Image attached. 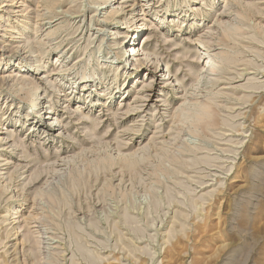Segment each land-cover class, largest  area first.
<instances>
[{
    "label": "rangeland",
    "instance_id": "obj_1",
    "mask_svg": "<svg viewBox=\"0 0 264 264\" xmlns=\"http://www.w3.org/2000/svg\"><path fill=\"white\" fill-rule=\"evenodd\" d=\"M123 1L135 10L132 24L143 29L135 47L148 49L161 64L138 74L136 58L122 62L132 76L124 84L121 75L120 89L107 101L98 93L116 82L115 64L104 59L115 56L108 31H117L119 20L106 26V11L95 14L90 0H60L56 12L66 19L53 38L62 37L67 59H57L61 39L39 45L48 43L35 30V13L43 8L37 0H14L21 7L11 19L16 33L3 38L0 59L14 57L5 75L10 81L19 76L24 53L9 55L7 48L37 49L43 71L26 76L39 84V93L47 92L41 102L49 101L44 110L52 113L31 129L21 112L29 108L41 116L32 113L29 100L18 108V97L6 88L0 98V115H11L5 128L16 131L19 141V147L5 144L8 130H0V264H264V0ZM81 5L84 11L74 14ZM161 6L174 10L172 18L162 16ZM0 7L2 17L6 9ZM21 16L32 18L25 30ZM233 26L238 34L221 38ZM220 53L232 60L222 63ZM62 60L68 70L53 75ZM202 65H208L207 77L197 84ZM162 66L169 83L158 80ZM93 69L101 85L90 84L87 91L73 84ZM138 81L154 91L143 85L138 90ZM208 98L216 125L194 133L175 114ZM94 99L99 105L89 113ZM123 101L126 106L118 107ZM84 113L88 118L81 120ZM6 186L11 189L4 193ZM42 189L53 191L55 201L37 197Z\"/></svg>",
    "mask_w": 264,
    "mask_h": 264
},
{
    "label": "bare ground",
    "instance_id": "obj_2",
    "mask_svg": "<svg viewBox=\"0 0 264 264\" xmlns=\"http://www.w3.org/2000/svg\"><path fill=\"white\" fill-rule=\"evenodd\" d=\"M236 1H238V0H236ZM59 2H60V0H37L38 7L40 9L41 8H43V9L41 11L38 10L35 13L36 16H35L34 19H36V23H35L36 24V28H35L36 34L38 35L40 32L41 33L43 32L41 35L40 34L39 35L41 37L44 36L45 40H48V43L40 42L39 43L40 47H43V45L45 46L47 44L48 45L50 44V46H52V42L53 41L59 40V39L62 38V37L53 38L58 33H60L61 30H62L60 28L58 29V23L61 21V19H66V13L65 12H60V13L56 12V10H57L56 7L59 4ZM17 3L15 4L14 0H0V4L2 5V8L6 9L5 10V14L6 15H4L2 17L0 16L1 17L0 18V53H2L4 51L3 43H5V42H3V38H6L7 34L9 32H13V30L10 29V28H13L12 26H10L13 23L11 21V19H12V17H16L15 16L16 13L19 12V11H16L15 8H17V7L20 8L21 7L20 5H17ZM90 4H93V6H96V8H94L95 14H98V12H100V11H106L105 14L108 15L106 17V19H105V22H104L106 26L109 24V22L114 23V21H116V20L117 21L119 20L118 22L121 23L120 24L121 26L116 28L117 31H115V30L108 31V34H110V38H109L107 44L110 45V46L112 44H113V46H116V48L114 49V51L116 52L115 56H112V57H109V58L107 57V58L104 59L107 62V64H108L107 66L112 67L115 64L114 71L116 72V74L114 75L113 80H116V82L113 83L114 85L110 89H106L105 91H101V92L98 93V96H100V97L105 96V97H107V101H109V100L113 99V94H114L113 92L115 91V89H117L116 87L118 86V84L120 82L119 77H121V75H122V77L124 78V84H127V82H129V79L132 76L133 71L130 68H128L127 65L123 66L122 62H124V61L127 62V60L130 59V58H132L131 60H134L136 58L137 59V64H139V65L137 67L136 66H134V67L136 69L135 73H138V74L141 72V70L143 68H149L148 70H150V72L153 73V71H156V69H158V66H160L161 63H160V61L158 59L155 60L156 58L155 59L151 58L152 55L149 53L148 49H145V48L137 49L139 47H135L136 39H137L139 33H141L143 31V29H141L139 27V25H137L135 23L132 24L133 23L132 21H134L136 19L135 17L134 18L132 17L135 14V10L134 9L127 10V8L129 6H125V3H124L123 0H90ZM79 8H80V11L76 12L74 14L81 13L82 11H84V10H81V8L82 9L84 8L83 5H81ZM28 9H29V7L27 8V10ZM159 9L164 12L162 16H164L165 18H169V19L172 18V17H170V16L173 15L172 12L174 11L172 8H170L169 6H161V7H159ZM181 14H182L181 15L182 18H187L188 17L187 14H185V15L183 13H181ZM239 14L242 16V13H239ZM63 15H64V18L63 17L61 18V16H63ZM21 17L25 18V21L23 22L22 26H20V28L22 30H25L27 24L30 25V22H31L32 18H31V16L28 17V18H26L25 16H21ZM77 17H80V16H76L75 18H77ZM144 21L145 22L146 21L149 22L146 19ZM184 22H185V19H183L182 23H184ZM123 25H126V26L128 25L127 28H131L130 32H121V31L127 29L126 26L124 28H121ZM78 29H80V28H78ZM239 31H240V29L238 27H236V26H233L232 28L224 29V35L221 38H224L225 40L226 39H230L234 35H237ZM13 33H16V32H13ZM98 33H100V32H98ZM17 35H18L17 39H23V35L24 34L21 31H18ZM70 35H73V34H70ZM144 37H146L144 45H147L149 43V40L152 38L151 33L149 32V33L143 34V38ZM89 39H91V37ZM121 39L123 40V44L120 47L119 46V43H120L119 40H121ZM36 40L40 41L39 37L36 38L34 41L30 42L29 47L32 46L35 43ZM125 40H128V41L124 45V41ZM111 41H112V44H111ZM103 42H104V39H103L102 43L100 44V46L98 47L99 48V52H101V50L103 49L102 48ZM16 43L17 42H15V44ZM63 44H64V40L61 39L59 44H57L56 47H55L56 48L55 52H57V55H56L57 59H59V58L63 59V60L67 59L66 54L63 53L62 50H60V48H61V46ZM219 44H220V42L218 43V45ZM139 45H140V43L138 44V46ZM25 49H22L20 46L11 45L10 48H7L6 51H5V53H7L9 55H11L13 53H18V52H20V53L24 52L23 53V57L18 62L19 69H20L19 72H18L19 76L17 75L15 77H13L11 81H10L11 76L5 75V70L8 69V66L10 67V64L12 63L14 57L8 56L7 59H0V66L2 65V68H0V98L2 97V94L4 93V89L6 88V89L11 91L13 94H15L18 97V98L13 100V102H15V100L19 101L18 108H20L19 106H21L23 104V102H25L24 101L25 99L29 100V102L31 104L30 107L32 108L31 109L32 113L37 110L35 112L36 115H39L41 117H40V119H37V117H35V116H33V114L29 113V111H28L29 108H28V110H26L24 112H21V113H24L26 115V119H27L26 122L24 123V126H25V124L29 123V127L31 129L32 128H34V129L36 128L37 129L39 127H42V125H44L45 123H47L46 121H49L50 116H51L50 114L52 113V111H50V112L46 111V112H44V114L42 112L37 114L38 110H40L39 109L40 105H42V107H41L42 110H44L45 108H48L49 101L47 103H46V101L44 103L41 102V99L42 100L46 99L45 97H46V93L47 92L45 91L44 93H39L38 92V90L40 89L39 84L35 80H31L30 78H28L29 75L28 76H26V75L29 74V73H33L35 75V72L38 73L40 71H43V70L40 69L41 67L44 68L43 66L40 65V63L43 61V58L41 57V53H40V55L35 56V54L37 52H39V51H37V49H34L33 47H31V49H29V51H25ZM49 50H50V48L47 49V52H49ZM140 52H142V54H140ZM108 54H110V53H108ZM154 54H156V52ZM0 56H3V55L0 54ZM143 57H145L144 58L145 61L143 59H141ZM218 59H220V61H222V63H225V62L227 63V62L232 60L230 57L226 56V54H224V53H220L218 55ZM63 60L60 63V65L57 66V68L54 70L53 75L59 76V74H57L56 71H59V73H61L64 70H66V71L68 70L69 65H63V63H64ZM59 61L60 60H58V62ZM213 61H214V59L209 57V60L207 61V64H209L210 67H212L211 63ZM27 62H30V65H31L30 69L27 67ZM151 62L155 63L157 68L156 67L153 68L152 65L150 66ZM87 64L89 66L91 64V60H89ZM121 66H122V69H121ZM207 66L208 65H204V66L202 65V69L197 74V79L195 81L197 84L198 83L199 84L200 83H204V81L206 80L207 73H208ZM161 68H162V71H161L162 75H159L160 77L157 76L158 80H159V78L163 77V79H164V81L166 83L171 82L172 78H170V76H169V78H167L168 76H167V74H165V71L163 70V66ZM97 70L98 69H93L92 73H90V74H87V70H85L83 72L82 76L79 77L75 81V83H73V84H76L78 87H82L83 89L86 88L87 91L89 90L87 87L90 84L99 85L100 83L97 81V76H98V71L99 70L98 71ZM211 71H213V68L211 69ZM20 74H22V75H20ZM34 75H32V76H34ZM148 80H149V78L146 79V82H148ZM10 82H16V83L11 86ZM146 82L138 81V83L140 84V86L137 87L138 90H140L141 89L140 87L143 85L142 88H147V89H145V92H153L154 91V87H153L154 85H152L150 87L149 85H147ZM126 87L127 88L125 90V93L128 92L127 90L131 86L128 85ZM111 89H113V90L106 95L105 93L108 92V90H111ZM119 89H120V87H119ZM166 89H167V87H166ZM73 93L74 92H72L71 95ZM125 93L123 95H125ZM71 95L65 99V102H69L70 101ZM5 96H6V98H8L9 95L5 94ZM90 103H91V107L88 108L87 110L90 111L89 113H93L94 107L99 105V103L95 102V99L90 101ZM123 105L126 106V103H124V101L119 103L118 107H121ZM103 107L104 108H110L109 106H107L106 103H104ZM16 108L17 107H15L14 110ZM213 109H214V107H212V104L210 103L209 98H208L205 101H202L200 103H196L194 106H189V107H185V108L181 107L180 111L177 112L175 115H177V117H179V121L182 124H190L192 126V128H193V132L194 133H198L199 129H202V128L208 129L210 126L214 127L216 125V124L214 125V122H215L214 121V111H215V109H214V111H213ZM1 110L2 109H0V111ZM108 110H110V109H108ZM117 110L119 111L121 109L118 108ZM128 111H131V110H128ZM138 113L139 112H136V114H138ZM17 114H18V112H17ZM132 115L135 116L134 113L129 114L127 119L131 118ZM0 116H1L0 117L1 118L0 119V130H4V129L8 130L7 140H6L5 144L11 145V146L15 145V146L19 147L18 139H17V137H14V135H13V132H16V131H14L13 129H9V127L5 128V124L9 121V118H10L11 115H8V113L5 114V112H4V114H2ZM43 116H44V120L42 118ZM82 118L84 119V118H88V117L84 113V114H81V120H82ZM81 122H82V124L83 123H85V124L87 123V122H84V120L81 121ZM18 123H20V120H18L17 124ZM95 125H97V124H94V126ZM50 127H52V126H50ZM38 178H39V175H36V177L34 179H32V182H35V180H38ZM10 189H11L10 186H6L4 188V193L9 192ZM55 195L56 194H54L53 191H47V190H43V189L40 190V192H38L36 194V196L40 197L41 199L44 198V197H47L48 200L50 199L52 201H55V199H56ZM10 199L14 200L15 199V195H12L10 197ZM37 202H38V200H37ZM53 204L55 205V203H53ZM7 209H8L7 210V215L5 216L6 218H8L10 213H13L14 207L11 206V207H8ZM7 220L8 219H6L5 221H7ZM9 234H10V232H7L6 237H8ZM6 264H7V262H6Z\"/></svg>",
    "mask_w": 264,
    "mask_h": 264
}]
</instances>
